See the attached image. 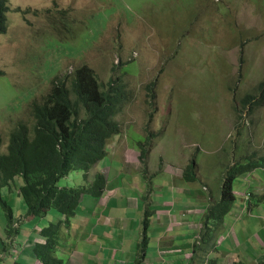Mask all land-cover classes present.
I'll return each mask as SVG.
<instances>
[{"label": "rangeland", "instance_id": "374dc122", "mask_svg": "<svg viewBox=\"0 0 264 264\" xmlns=\"http://www.w3.org/2000/svg\"><path fill=\"white\" fill-rule=\"evenodd\" d=\"M7 1L8 29L0 34L3 153L17 124L34 128L31 106L43 103L55 77H67L70 85V75L87 66L104 90L111 81L125 86V99L114 118L120 134L108 142L107 156L88 176L91 181L95 174H104L105 193L83 199L71 219L73 224L88 222V230L75 226L68 234L64 229L61 238L89 255L103 242L110 243L109 232L118 244L125 243L128 255L129 247L139 249L129 243L138 239L137 222L149 216L147 236L152 241L161 234L156 207L186 203L181 220L203 222L201 232L200 224L191 229L212 234L218 246L223 243L242 261L264 262V168L235 179L233 199L222 220L207 218L222 199L228 168L264 154V97L259 93L264 83V0ZM248 95L257 99L246 106ZM79 108L84 118L85 111ZM143 149L147 155L141 160ZM190 165L195 182L185 180ZM87 183L83 172L73 171L58 186ZM3 196L13 207V227L19 232L34 234L35 226L48 227L62 217L50 210L43 218L23 222L27 213L23 199L8 189ZM215 219L209 232L204 222ZM110 222L122 226L114 228ZM6 227L0 207V254L7 257H0V264L12 262V257L22 262L23 250L31 252L33 242L28 244L23 233L14 247L17 235L11 241ZM92 232L102 238L97 247L84 244ZM60 247L58 253L63 251ZM153 249L158 251V245L151 242Z\"/></svg>", "mask_w": 264, "mask_h": 264}, {"label": "trees", "instance_id": "16d2710c", "mask_svg": "<svg viewBox=\"0 0 264 264\" xmlns=\"http://www.w3.org/2000/svg\"><path fill=\"white\" fill-rule=\"evenodd\" d=\"M8 12V1L0 0L1 35L7 33ZM70 77V85L67 77H55L53 88L44 97L43 103L32 104V115L36 121L34 128L31 130L25 123L17 124L10 134L7 153L2 152L3 140L0 135V207L6 216V233L12 237L10 240L20 233L19 229L15 230L13 227L14 210L3 196L4 189H8L10 193L15 192L23 199L27 208L23 222L43 218L50 210H55L62 216L56 224L52 223L38 230L40 238L33 241L29 252L38 264H65L57 252L61 245V232L70 226L71 219L77 215L85 196H103L107 177L97 173L93 182L89 183V172L107 156L108 142L120 134V125L114 118L119 104L125 99L124 84L111 81L108 90H104L94 71L87 66L76 69ZM259 93L264 97V83L261 84ZM73 95L75 100L72 99ZM255 99L256 96L248 95L243 103L247 106ZM80 106L85 111L84 118H81ZM142 151L141 160H144L147 151ZM261 167L264 168V154L257 160L248 158L229 167L222 179V199L210 208L207 218L222 220L227 212V202L230 203L233 199L235 179ZM73 171L83 172L88 183L77 188H60L58 182ZM185 180L195 182L193 165L187 168ZM215 223L216 219L215 222H204V225L210 232V225ZM217 223L220 225L223 222ZM143 226L144 236L135 264H142V253H145L148 246L150 219L147 214ZM207 234L206 231L203 236ZM16 242L14 239L11 245L16 247ZM7 245L9 247L10 243ZM14 261V264H24Z\"/></svg>", "mask_w": 264, "mask_h": 264}, {"label": "crops", "instance_id": "0c3cea01", "mask_svg": "<svg viewBox=\"0 0 264 264\" xmlns=\"http://www.w3.org/2000/svg\"><path fill=\"white\" fill-rule=\"evenodd\" d=\"M92 181L93 180L89 181V183H91ZM184 191L187 192L186 190ZM83 199L86 200L87 196H85ZM163 205H165L164 208L160 206L156 207L158 208L156 212L159 215V222H157L158 234H161L159 236H153L152 241L148 239L147 249L145 253H142V264H264L263 260H259L258 258H256L255 260L251 259L248 262L243 257L244 261H242L239 254L232 252V250L230 249L222 247L223 243L221 246H218L212 234H209L208 236L206 235L205 237L203 236V234L201 235L200 232L202 226L200 223L203 222H185L186 220H181L182 213L188 207L186 206V203H180L179 207L175 205H166L164 203ZM182 207L184 208L183 211ZM178 208L180 209L179 212H177ZM197 211L198 210H196V212ZM184 217L182 218L184 219ZM178 220H180L182 224L178 223ZM97 223L98 225L106 226L108 222ZM112 223L113 222H110V224L114 228L122 226V222ZM197 224H200V232L198 230L191 229L193 226H197ZM75 226H79L82 229L86 228L88 230V222H77L74 224L70 222V226L65 229L67 230L66 232L70 234L72 232V228ZM37 228H39V225L34 227V234L23 230L19 233L20 235L25 233V235L29 237V244L33 241L35 242L36 239L40 238L38 231L39 229L37 230ZM136 230L139 232V234L137 235L138 239H136V237L131 238L129 239V243L132 247L137 245L138 248L139 243L141 242L143 237V220L140 223L137 222ZM20 235L17 236L16 241L19 239ZM107 236L110 240V243L108 244L110 245V247H107L108 245L103 242L104 245L102 244L99 250L96 249L97 251L95 253H89V255L87 253L81 252L80 247H77L75 243H73V245L69 244L66 240L61 238L60 248L63 251H60L58 253V256L59 254L62 255V259L65 261V263L68 262V264H86L87 258L90 259L89 264H92L94 260L97 261L96 264H135L138 256L140 255L139 249L132 250V248L129 247V249L127 250L129 254L127 255L124 250L126 247L125 243L120 242V244H118V242H116V239L113 238V236H111L109 232H107ZM101 240V237L94 235L92 232L91 235L88 234V237H86V239L84 240V244H87V246L89 247H91L92 245L97 247V243L101 242ZM222 241L225 242L226 240L222 238L221 242ZM151 242L152 245H158V251H156V249L150 251ZM231 243H234V240H231ZM237 245L238 247H240L238 243ZM23 251L24 253L21 254L20 258H26L24 259V261H22L24 264H38L33 255L29 253L28 249ZM0 253L2 252L0 251ZM9 255L11 256L10 253ZM118 256L120 257L119 261L118 259H116ZM0 257L5 258L1 254ZM12 258V262H10V260H7L5 262H2V264H14L15 258ZM5 259H7V257ZM28 260L33 261L29 263Z\"/></svg>", "mask_w": 264, "mask_h": 264}, {"label": "clouds", "instance_id": "9594fccd", "mask_svg": "<svg viewBox=\"0 0 264 264\" xmlns=\"http://www.w3.org/2000/svg\"><path fill=\"white\" fill-rule=\"evenodd\" d=\"M200 212V211H199Z\"/></svg>", "mask_w": 264, "mask_h": 264}]
</instances>
